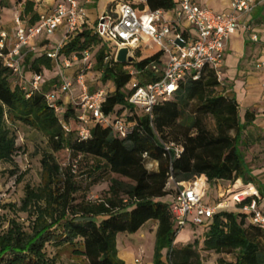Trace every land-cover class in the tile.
I'll list each match as a JSON object with an SVG mask.
<instances>
[{"label": "trees", "instance_id": "1", "mask_svg": "<svg viewBox=\"0 0 264 264\" xmlns=\"http://www.w3.org/2000/svg\"><path fill=\"white\" fill-rule=\"evenodd\" d=\"M146 5L150 12H169L177 2L146 0ZM17 16L25 27L36 26V3L25 0ZM93 48L97 50L90 53L89 62L100 73L101 83L111 85L104 90L101 110L111 119L125 117L131 124L126 138H119L110 127L92 125L88 139H80L79 107L63 102L64 94L59 91L63 82L53 83L48 92L44 88V74L54 67L46 52L36 47L22 52L21 80L0 57V164L14 167L9 175L16 174L13 159L18 150V124L41 134L48 150L41 159L40 185L25 187L19 208H2L27 215L29 225L26 231L16 220L6 221L7 228L0 231V264H57L56 258L46 253L48 245L68 248L87 264H125L117 256V236L133 235L150 221L156 223L153 264H203L195 254L197 246L233 258H221L218 264H264V230L249 222L250 215L242 211L244 204L216 212L207 227L200 228V238L179 249L174 244L177 234L170 212L175 192L171 178L203 175L209 184H226L223 192L236 181L254 183L252 169L240 150L243 132L253 125L254 115L247 112L242 122L236 99L225 95L226 85L206 69L200 80L182 84L173 99L154 108L150 120L141 109L128 104L130 72L140 85L156 81L162 53L137 60L135 51L132 63H116L114 48L83 24L59 50L57 61L81 60L83 52ZM8 52L3 48L1 55ZM35 75L42 78L38 92L29 86ZM50 92L56 93L57 110L45 98ZM207 119L214 122V130L206 127ZM171 145L182 148L179 158ZM61 154L67 161L64 168L58 162ZM77 159L78 164L91 162L87 168L88 177L93 178L90 186L109 183L101 200L92 202L84 193L77 196L79 187L73 173ZM146 160L155 163L156 169L149 171ZM257 190L264 198V191Z\"/></svg>", "mask_w": 264, "mask_h": 264}, {"label": "built area", "instance_id": "2", "mask_svg": "<svg viewBox=\"0 0 264 264\" xmlns=\"http://www.w3.org/2000/svg\"><path fill=\"white\" fill-rule=\"evenodd\" d=\"M132 4L137 7H133ZM146 7V0H136L135 3L120 2L116 5L115 17L101 15L91 31L93 35L114 48V60L117 51L124 47L128 48L130 55L133 56L144 40L150 41L159 48L162 53V66L160 71L158 68L156 70L159 75L156 81L140 85L134 78V72L131 71L132 79L129 82L128 104L141 109L152 120L154 108L173 99L182 84L200 80L206 69L212 70L221 82L225 44L230 36L239 30L240 18L251 14L255 5L252 0H230L226 13L201 6L195 0H178L176 8L169 12H150ZM14 23L15 43L4 56L1 55V51L6 36L0 33V57L21 80L24 57L22 52L33 51L35 48L29 42L41 34L53 36L63 28L65 40L53 51L46 52L48 58L58 62L59 50L69 37L85 24V12L78 7L75 0H62L50 12L39 14L38 24L34 27H25L18 17L15 18ZM242 28L248 34L251 43H261L264 46V38L260 41L258 34L253 32L249 24H244ZM89 59L90 52H83L80 60L82 67L74 79L75 85L80 89V95L75 101L80 112L77 118L80 123L79 137L83 141L87 140L89 127L99 125L110 127L121 139L126 138L131 130V124L126 122L125 117L122 115L111 119L101 110L105 91L103 89L93 93L88 91L86 72L91 69ZM256 67L264 68V61H259ZM41 80L40 75L33 76L29 82L33 92L40 90ZM71 87L70 82H63L59 91L67 95ZM45 98L57 110L54 104L56 93L50 92ZM63 129L68 132L64 124ZM171 147L175 152V158H179L182 148L173 145ZM170 180L174 183L172 178ZM174 185L175 192L170 212L174 220V232L177 235L189 222L191 226L206 228L207 221L216 212L234 210L242 204H244L242 211L250 215L249 222L264 230V211L259 208L262 197L252 183L244 184L236 181L210 204L204 203L210 188L205 176H195L191 182H179ZM135 264H141L139 257L135 259Z\"/></svg>", "mask_w": 264, "mask_h": 264}, {"label": "rangeland", "instance_id": "3", "mask_svg": "<svg viewBox=\"0 0 264 264\" xmlns=\"http://www.w3.org/2000/svg\"><path fill=\"white\" fill-rule=\"evenodd\" d=\"M25 0H0V31L1 28L7 27L11 18L18 17V13L22 7ZM113 3V2H112ZM14 32L10 34L13 35ZM43 35V34H42ZM7 36V35H6ZM30 45L35 44V39L29 42ZM97 48H93L90 53H94ZM159 51L158 47L153 50H147L143 48L140 55H137L138 59H145L153 56ZM264 51V50H262ZM225 57V54H224ZM77 62L80 60L78 58ZM63 60V59H62ZM70 61V60H68ZM72 58V62H73ZM63 62V61H62ZM75 62V61H74ZM60 63V62H59ZM248 63H251L249 60ZM229 60L227 67H229ZM223 68L221 70V82L226 85V89H229V84L226 83ZM87 87L90 93L96 92L99 89L109 90L111 89L110 84H103L100 80V73L96 72L92 68L87 72ZM17 81L14 82L16 84ZM54 83L58 84L56 80ZM51 89V88H50ZM49 88L46 91L50 90ZM72 90H76L73 86ZM206 127L209 130H214V122L210 119L206 120ZM17 134V152L14 156V165L16 174L14 176L9 175V172L14 170L7 164H0V231L7 228L6 221L16 220L22 224L25 230H28L29 219L27 215L21 213H15L14 211L9 212L8 210L2 209L3 206L13 205L19 208L21 201L24 198V191L26 186L36 188L40 185V174H41V159L44 153L48 152L46 139L41 136L38 132L27 128L21 124L16 125ZM245 130L242 135L243 145L240 146V150L243 152L246 162L253 169L258 170L253 171V176L258 177L254 180V186L264 191V135L256 133V131ZM230 136H234V132L230 133ZM246 144V146H244ZM179 147V146H178ZM65 155L61 154L58 157V162L63 168L67 165ZM78 159L75 161V164ZM87 164V165H86ZM91 162L87 161L77 163L75 166L77 168L73 169L75 176V181L79 187V192L77 196H81L82 193L85 194L86 198L92 202H97L101 200L108 191L109 183L103 181L95 186H90V182L93 178L88 177L87 168L90 166ZM146 168L149 171L156 169V164L146 160ZM19 178V181L17 179ZM194 178H183L181 176L174 177V183L179 182H191ZM178 182V183H179ZM211 185V184H210ZM172 184H170V188ZM226 184H221L219 189L224 190ZM84 191V192H83ZM217 189L215 187H210L206 193L204 199L205 204L214 203L217 197ZM259 208L264 211V200L259 204ZM155 226L156 223L150 221L146 223L137 233L133 235L119 234L116 238V249L117 256L125 264H135V259L140 258L141 264H153V248L155 241ZM201 229L198 227H192L190 222L187 224L185 229H183L176 237L174 244L175 248L185 247L187 245L193 244L196 240L200 238ZM195 254L199 257V260L203 264H218V261L223 258L225 260H232L230 256H221L214 253L205 252L201 246L194 248ZM46 253L49 257H55L57 264H87V262L79 256H74L70 249H56L53 245H48L46 247ZM165 260V251L162 252V261ZM194 262V258L192 259Z\"/></svg>", "mask_w": 264, "mask_h": 264}, {"label": "crops", "instance_id": "4", "mask_svg": "<svg viewBox=\"0 0 264 264\" xmlns=\"http://www.w3.org/2000/svg\"><path fill=\"white\" fill-rule=\"evenodd\" d=\"M37 5L38 14L48 13L53 10L57 4L62 0H31ZM78 7L85 12V26L91 30L95 25L97 19L103 15H116V5L120 2L135 3L136 0H75ZM176 2L178 0H175ZM201 6H206L216 12L226 13L229 9L230 0H195ZM255 8L253 12L246 17H242L239 20L240 28L233 35L230 36L229 40L225 44L224 50V65L223 72L226 83L229 84V89H226L225 95L228 97L235 98L238 103V115L243 122L244 115L248 112L254 115V122L251 130L256 131L260 135H264V68H257L256 65L259 61H264V46L261 43L253 44L248 39V34L243 30L244 24H249L253 32L257 33L260 41L264 38V0H252ZM113 2V3H112ZM148 9V7H146ZM170 18L171 16L168 15ZM14 18L10 19L7 27L1 28L0 33L5 34L4 39V51L8 52L13 48L15 43V23ZM14 32L13 35L10 33ZM65 40V31L63 28L59 29L53 36H46L41 34L35 38L34 47L41 52L53 51L61 42ZM156 46L150 41L144 40L139 47L138 54L143 48L147 50H153ZM134 56V55H133ZM132 56V57H133ZM138 57V56H137ZM137 60H142L138 59ZM73 61L67 59H61V62L53 61V70L44 74V81L46 82L44 88H51L54 81L57 82H70L72 87L75 86L76 90H72L67 95H61L64 103L74 104L80 95V89L75 85V75L81 69L80 61L74 57ZM228 60L230 62L227 67ZM251 63H248V61ZM63 61V62H62ZM67 65L68 67H66ZM87 80V77H86ZM88 81V80H87ZM86 81V82H87ZM50 89V90H51ZM49 90V91H50ZM89 91V89H88ZM48 92V91H47ZM243 145V144H242ZM251 168V167H250ZM252 169V168H251ZM258 170L257 168L252 169L253 171ZM259 177V176H258ZM257 176L253 178L257 179ZM217 189V196L223 193L220 186L211 184L210 187ZM217 198V197H216ZM216 200V199H215ZM264 200V198H262Z\"/></svg>", "mask_w": 264, "mask_h": 264}, {"label": "water", "instance_id": "5", "mask_svg": "<svg viewBox=\"0 0 264 264\" xmlns=\"http://www.w3.org/2000/svg\"><path fill=\"white\" fill-rule=\"evenodd\" d=\"M115 62L119 64H130L133 62V57L130 55L128 48H121L117 51L115 56Z\"/></svg>", "mask_w": 264, "mask_h": 264}]
</instances>
